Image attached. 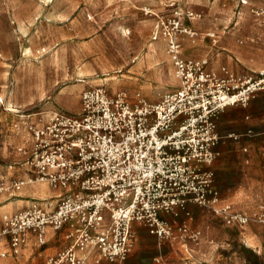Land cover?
Returning a JSON list of instances; mask_svg holds the SVG:
<instances>
[{
  "label": "rangeland",
  "instance_id": "374dc122",
  "mask_svg": "<svg viewBox=\"0 0 264 264\" xmlns=\"http://www.w3.org/2000/svg\"><path fill=\"white\" fill-rule=\"evenodd\" d=\"M249 4L241 0H0V264H47L67 246L65 232L50 231L45 243L30 233L17 255L10 248L12 228L6 220L28 208L19 207L20 200H31L9 196L16 192L12 184L24 170L18 147L30 138L28 126L59 108L77 113L86 88L124 91L147 102L175 91L179 80L167 41L162 36L154 40V33L163 22H171L177 8L202 13L201 19L184 20L197 33L182 35L184 56L208 58L217 67L228 65L239 73L257 75L264 68H251L241 55L248 46L264 55L261 26L251 13L252 6L262 5ZM215 25L219 26L216 35L211 30ZM243 108L254 133L264 132V90ZM226 127L223 113L219 154L211 165V188L217 194H210L206 204L189 202L165 213L171 226L165 238L134 223L133 245L123 261L112 262L96 249L86 263L264 264V192H242L244 184L264 188L263 155L256 148L255 161H244L246 151L232 150L233 138L224 137ZM36 184L25 186L29 195L34 190L43 193L44 186ZM234 187L241 191L232 192ZM242 217L248 222L242 223ZM250 237L256 238L255 245L248 243Z\"/></svg>",
  "mask_w": 264,
  "mask_h": 264
},
{
  "label": "built area",
  "instance_id": "2783aa9c",
  "mask_svg": "<svg viewBox=\"0 0 264 264\" xmlns=\"http://www.w3.org/2000/svg\"><path fill=\"white\" fill-rule=\"evenodd\" d=\"M251 13L264 42V5L252 6ZM201 18V12L177 8L168 25L157 26L154 40L166 39L179 80L177 89L159 101L91 87L81 92L77 113L59 108L28 126L30 138L18 147L20 164L28 180L46 182L59 194L53 208L34 200L20 216L6 220L14 254L30 233L45 243L52 229L65 232L67 246L47 264H87L86 253L96 249L121 262L131 251L134 223L165 238L171 234L165 213L189 202L206 204L210 194H217L211 165L221 139L219 118L264 90V70L242 74L228 65L216 67L208 58L185 57L182 35L197 33L184 20ZM25 183L19 179L12 187L20 191Z\"/></svg>",
  "mask_w": 264,
  "mask_h": 264
},
{
  "label": "crops",
  "instance_id": "0c3cea01",
  "mask_svg": "<svg viewBox=\"0 0 264 264\" xmlns=\"http://www.w3.org/2000/svg\"><path fill=\"white\" fill-rule=\"evenodd\" d=\"M247 2H248V4L250 3L251 5L252 4L253 5H258V4L264 5V0H247ZM211 30H215L212 32H214L216 35V31H219V26H216V25L212 26ZM183 38L187 39V37H183ZM262 54H263V52H262ZM241 55H242L243 62L248 64L251 68H253L255 70H259V71L262 68H264V55H261L262 57H260L258 55V51H253L251 47L248 46L246 49H244V51H243V53H241ZM185 57H187V56H185ZM229 61L233 62L234 60L233 61L229 60ZM214 64L215 63H213V65ZM232 66L235 67V65H232ZM240 105H242V104L230 106L223 112V113H226V122H227V127H226L227 128V134L224 137L227 139V138H232L231 135L238 136L237 139L233 138L235 141L233 139H231V141L233 143H231L229 145H232L233 151H235V149H238L239 151H242V149H243L244 151H246V153H244V152H242V153L244 155L243 156L244 161H246L248 163H250V162L253 163L255 161L254 154H256V148H258L260 150V153L263 155L261 158V162H260V163H262V162H264V132H258L257 134L254 133V129L252 128L253 126L251 125L250 122L247 121V119H249V116L248 115L245 116V109L243 107H246V106L242 105L243 107H241ZM223 113L221 114V116L223 115ZM221 116H220V118H221ZM220 118H219V120H220ZM218 127H219V121H218ZM245 136H247L248 138L241 140V138L245 137ZM252 136H254V137H252ZM249 137H251V138H249ZM218 146H219V144H218ZM218 146H217V151H218ZM218 154H219V151H218ZM232 160H233L232 163H235V158H233ZM20 174H21L20 179H25L26 183L20 191L11 192V193H9V196L11 195L10 197H17V198H22L24 196H30L31 200H25V201L20 200V203H19L20 206L19 207H24V206L29 207L33 203L34 200H40L43 205H46L47 203H49L50 208H53L55 206V204L57 203L56 197L59 194L58 190L52 191V188L46 182H42V181L35 180V179L28 180V174L25 170H22L20 172ZM250 180H251V182L254 181V179L252 177H250ZM29 183H33V184L39 183L40 185L44 186L43 193H41L37 190H34L32 192V195H29V192H27L25 190V186ZM242 190H243L242 192H264V188H261L259 190H255L254 186L249 185V187H247V185H245V184L243 185ZM240 191L241 190H239V189H235V187L232 189V192H240ZM40 194H42L43 196L41 195L42 196L41 197ZM44 200H47V201H44ZM23 202H25V203H23ZM50 231H53V230L48 229L47 233H50ZM56 233H59V232H55V234ZM64 239H65V237H64ZM250 239L251 240H249L248 243H253L254 245L257 243L256 238L250 237Z\"/></svg>",
  "mask_w": 264,
  "mask_h": 264
},
{
  "label": "bare ground",
  "instance_id": "6f19581e",
  "mask_svg": "<svg viewBox=\"0 0 264 264\" xmlns=\"http://www.w3.org/2000/svg\"><path fill=\"white\" fill-rule=\"evenodd\" d=\"M122 35H123V33H121ZM157 46V45H156ZM155 52V51H154ZM157 54V53H156ZM175 77H176V74H175ZM0 100L1 101H3V99L2 98H0ZM7 104V103H6ZM10 109L11 110H14V111H16L17 110V108L16 107H14V106H10ZM19 111V110H18ZM37 185V184H36ZM38 186V188H39V184L37 185ZM47 187V186H46ZM42 194H40V196H41ZM46 195V194H45ZM43 196V195H42ZM41 196V197H42ZM11 206V205H10ZM12 207V206H11ZM10 209V208H9ZM12 209V208H11ZM92 253H93V251H91V252H88V253H86V255H92Z\"/></svg>",
  "mask_w": 264,
  "mask_h": 264
}]
</instances>
